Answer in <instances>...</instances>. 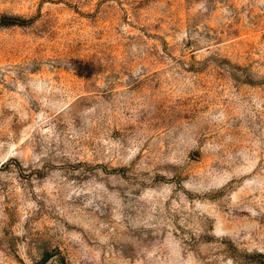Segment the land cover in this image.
I'll return each mask as SVG.
<instances>
[{
  "label": "rangeland",
  "instance_id": "374dc122",
  "mask_svg": "<svg viewBox=\"0 0 264 264\" xmlns=\"http://www.w3.org/2000/svg\"><path fill=\"white\" fill-rule=\"evenodd\" d=\"M0 15V264H264V0Z\"/></svg>",
  "mask_w": 264,
  "mask_h": 264
},
{
  "label": "trees",
  "instance_id": "16d2710c",
  "mask_svg": "<svg viewBox=\"0 0 264 264\" xmlns=\"http://www.w3.org/2000/svg\"><path fill=\"white\" fill-rule=\"evenodd\" d=\"M25 23V20L22 19L19 16H11V15H0V27H10V26H22ZM262 254L256 253L252 255L251 257L253 258V261L250 262H257L260 263V259L262 258ZM39 264H44V261L39 263Z\"/></svg>",
  "mask_w": 264,
  "mask_h": 264
}]
</instances>
